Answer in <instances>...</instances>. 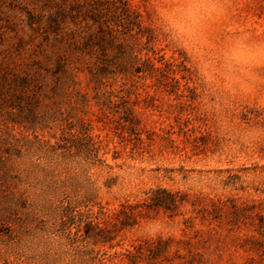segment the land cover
<instances>
[{
  "label": "rangeland",
  "instance_id": "obj_1",
  "mask_svg": "<svg viewBox=\"0 0 264 264\" xmlns=\"http://www.w3.org/2000/svg\"><path fill=\"white\" fill-rule=\"evenodd\" d=\"M0 264H264V0H0Z\"/></svg>",
  "mask_w": 264,
  "mask_h": 264
},
{
  "label": "trees",
  "instance_id": "obj_2",
  "mask_svg": "<svg viewBox=\"0 0 264 264\" xmlns=\"http://www.w3.org/2000/svg\"><path fill=\"white\" fill-rule=\"evenodd\" d=\"M105 3L111 4L110 1H105ZM27 92H32V91L28 90ZM78 134L75 135L74 132H63L62 130L61 136L58 138V141L55 143L56 148L61 150L63 155L73 156L74 154H77L78 146L76 145L75 140L77 139ZM87 136L89 135L87 134ZM95 159L97 160L94 161L97 162L101 161V159H98L97 156L95 157Z\"/></svg>",
  "mask_w": 264,
  "mask_h": 264
}]
</instances>
